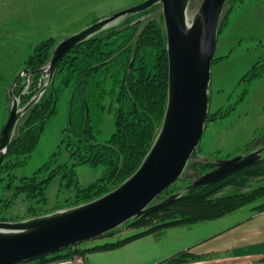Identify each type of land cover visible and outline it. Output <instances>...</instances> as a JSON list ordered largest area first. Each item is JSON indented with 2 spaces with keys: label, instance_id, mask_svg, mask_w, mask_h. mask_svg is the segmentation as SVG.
Here are the masks:
<instances>
[{
  "label": "rangeland",
  "instance_id": "374dc122",
  "mask_svg": "<svg viewBox=\"0 0 264 264\" xmlns=\"http://www.w3.org/2000/svg\"><path fill=\"white\" fill-rule=\"evenodd\" d=\"M142 1L0 0V131L10 107V103L6 102V93L20 70L31 68L27 66L26 59L37 44L48 39L52 42L51 46L48 43L43 49L48 51L45 63L40 66L43 67L48 64L54 46L62 39L100 18ZM201 2L190 0L187 10L189 21ZM135 16L138 19L162 17L161 7L155 5ZM124 20L120 18L113 24L119 27ZM259 65L260 69L264 68V0H229L219 19L217 46L211 64L208 114L202 137L182 175L150 205L161 203L172 194L187 192L185 187L211 170L213 166L210 163L216 159L246 154L264 145V72L257 77L249 76L250 70ZM56 76L57 72L46 89L58 85ZM45 81L41 73L20 77L12 89L16 97L24 92L20 106L40 91ZM68 104V93H64L58 100L56 113L46 122L38 145L30 156H6L1 162L0 221H19L84 203L103 193L78 203L85 194L104 186L109 191L121 183L104 178V166L79 161L75 149H69L66 131L69 124ZM114 106L109 99L106 101L98 142L105 143L113 136ZM189 163H195L200 173L195 174L189 169ZM263 184L264 178L255 179L245 190ZM231 189L234 188L227 187L224 191ZM223 219L224 216H219L158 227L132 238L131 241H135L120 250L102 256L94 252L97 250L92 251V247L133 236L144 228L130 226L129 220L106 233L110 235L75 245L87 249L83 254L88 256L91 264H107L109 259L112 264L152 262L184 250L196 240L222 228ZM40 263L43 264L41 260Z\"/></svg>",
  "mask_w": 264,
  "mask_h": 264
},
{
  "label": "trees",
  "instance_id": "16d2710c",
  "mask_svg": "<svg viewBox=\"0 0 264 264\" xmlns=\"http://www.w3.org/2000/svg\"><path fill=\"white\" fill-rule=\"evenodd\" d=\"M48 43L52 45L48 39L33 48L26 59L30 69H37L45 63L48 51L43 49ZM56 72L58 85L46 89L23 115L6 156H30L38 145L46 122L56 113L58 100L68 93L71 119L66 128L67 146L70 150L75 149L77 160L104 166V178L119 184L141 163L164 115L168 60L162 17L139 20L134 15L126 17L119 27L112 26L72 48ZM263 72L264 68L260 69L259 65L250 70L249 76L257 77ZM108 99L110 104H115L114 132L109 141L101 143L97 137ZM196 166L189 163L188 168L199 174ZM259 178H264V157L219 181L155 204L130 225L144 230L90 249L114 248L158 227L224 216L247 205L263 211L264 184L245 190ZM227 187L234 189L225 192ZM107 190L105 186L100 187L91 194H85L78 203ZM86 250L70 245L38 260L45 264L49 259L83 254ZM204 257L185 249L170 255L164 262L177 264Z\"/></svg>",
  "mask_w": 264,
  "mask_h": 264
},
{
  "label": "water",
  "instance_id": "95a60500",
  "mask_svg": "<svg viewBox=\"0 0 264 264\" xmlns=\"http://www.w3.org/2000/svg\"><path fill=\"white\" fill-rule=\"evenodd\" d=\"M229 0H202L191 21L187 18L190 0H144L117 11L58 42L47 65L22 68L11 83L6 102L7 119L0 131V164L6 157L21 117L39 100L53 80L58 65L75 46L112 26L116 20L140 14L155 5L161 7L168 60L167 97L159 130L136 170L114 189L74 206L19 221H0V264L37 259L63 248L93 240L141 217L158 197L184 172L197 148L207 120L211 64L217 46L222 9ZM139 20V19H138ZM41 73L46 81L23 106L24 92L12 91L22 76ZM70 111L68 121L70 123ZM264 145L246 154L216 159L213 168L185 187L194 190L212 184L264 157ZM170 195L163 202L180 196Z\"/></svg>",
  "mask_w": 264,
  "mask_h": 264
},
{
  "label": "crops",
  "instance_id": "0c3cea01",
  "mask_svg": "<svg viewBox=\"0 0 264 264\" xmlns=\"http://www.w3.org/2000/svg\"><path fill=\"white\" fill-rule=\"evenodd\" d=\"M223 220L222 225L224 226L222 228L210 232V234L196 240L185 248L192 251L195 255H204V258L177 264H264V210L256 211L251 205H247L224 215ZM134 241L130 240L114 249H103L102 251L95 249L97 251H92L98 252V256H102L114 250H120ZM169 256L153 260L152 262L148 260L126 261L122 264H168L164 262V259ZM85 257L87 264H91L88 256L86 255ZM14 264L41 263L39 260L34 259ZM107 264H112L111 259H109Z\"/></svg>",
  "mask_w": 264,
  "mask_h": 264
},
{
  "label": "built area",
  "instance_id": "2783aa9c",
  "mask_svg": "<svg viewBox=\"0 0 264 264\" xmlns=\"http://www.w3.org/2000/svg\"><path fill=\"white\" fill-rule=\"evenodd\" d=\"M45 264H87L84 255L78 254L73 256L52 258L46 261Z\"/></svg>",
  "mask_w": 264,
  "mask_h": 264
}]
</instances>
